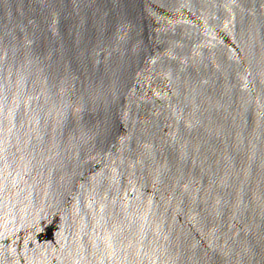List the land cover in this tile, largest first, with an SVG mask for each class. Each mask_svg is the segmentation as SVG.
<instances>
[{"label":"water","instance_id":"obj_1","mask_svg":"<svg viewBox=\"0 0 264 264\" xmlns=\"http://www.w3.org/2000/svg\"><path fill=\"white\" fill-rule=\"evenodd\" d=\"M0 264H264V0H0Z\"/></svg>","mask_w":264,"mask_h":264}]
</instances>
